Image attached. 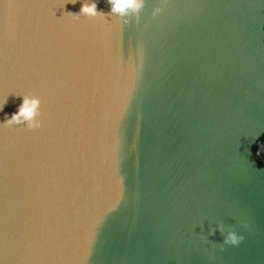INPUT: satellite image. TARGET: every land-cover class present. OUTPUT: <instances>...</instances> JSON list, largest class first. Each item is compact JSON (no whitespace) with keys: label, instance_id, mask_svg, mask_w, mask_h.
I'll return each instance as SVG.
<instances>
[{"label":"water","instance_id":"obj_1","mask_svg":"<svg viewBox=\"0 0 264 264\" xmlns=\"http://www.w3.org/2000/svg\"><path fill=\"white\" fill-rule=\"evenodd\" d=\"M82 2L0 0V264H264V0Z\"/></svg>","mask_w":264,"mask_h":264},{"label":"clouds","instance_id":"obj_2","mask_svg":"<svg viewBox=\"0 0 264 264\" xmlns=\"http://www.w3.org/2000/svg\"><path fill=\"white\" fill-rule=\"evenodd\" d=\"M76 2L77 0H66L64 8L67 3L75 4ZM99 3L100 0H83L79 13L65 12L63 16L68 15L75 18H79L81 16L89 18L103 16L106 19H108V17H111V19L116 18L118 22L130 24L133 19L138 20L141 12L145 8L146 0H107L110 8L108 13L98 10ZM160 11V8H156L153 15L158 14ZM10 95L22 97V103L18 106L17 111L12 113L11 116H5V120L0 122V126H25L30 131L41 128L43 125V120L41 118L42 98L35 93L16 94L15 92H11L7 97L0 96V112H3ZM261 152H264V145L260 146V150L257 152V155H260ZM245 227H248V225L245 224ZM209 234L215 236V229H213ZM222 234L226 245H239L244 239L243 236L239 235L234 228L231 227L226 230L222 227Z\"/></svg>","mask_w":264,"mask_h":264}]
</instances>
